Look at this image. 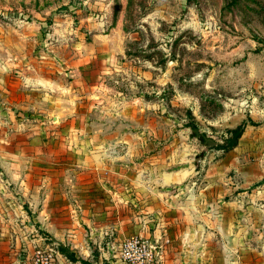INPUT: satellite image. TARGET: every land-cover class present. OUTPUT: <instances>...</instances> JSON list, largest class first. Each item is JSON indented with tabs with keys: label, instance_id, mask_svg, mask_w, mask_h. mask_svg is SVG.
<instances>
[{
	"label": "rangeland",
	"instance_id": "374dc122",
	"mask_svg": "<svg viewBox=\"0 0 264 264\" xmlns=\"http://www.w3.org/2000/svg\"><path fill=\"white\" fill-rule=\"evenodd\" d=\"M176 217L264 264V0H0V264H122Z\"/></svg>",
	"mask_w": 264,
	"mask_h": 264
},
{
	"label": "crops",
	"instance_id": "0c3cea01",
	"mask_svg": "<svg viewBox=\"0 0 264 264\" xmlns=\"http://www.w3.org/2000/svg\"><path fill=\"white\" fill-rule=\"evenodd\" d=\"M182 222L183 220L176 217L170 219L168 225L166 224L163 235L159 234V229L155 231V237L153 238L156 240L153 239L152 241L157 242L159 247H162L159 264H202V261H200L202 260L201 254H199V241L201 239L196 234L197 229L191 232L189 227ZM222 231L226 234L225 229H222ZM188 235L189 239L185 238Z\"/></svg>",
	"mask_w": 264,
	"mask_h": 264
},
{
	"label": "built area",
	"instance_id": "2783aa9c",
	"mask_svg": "<svg viewBox=\"0 0 264 264\" xmlns=\"http://www.w3.org/2000/svg\"><path fill=\"white\" fill-rule=\"evenodd\" d=\"M157 242L145 236L133 235L125 238L120 244V259L122 264H159L160 250ZM41 261V260H40ZM42 264H54L48 259H42ZM41 264V263H39Z\"/></svg>",
	"mask_w": 264,
	"mask_h": 264
},
{
	"label": "trees",
	"instance_id": "16d2710c",
	"mask_svg": "<svg viewBox=\"0 0 264 264\" xmlns=\"http://www.w3.org/2000/svg\"><path fill=\"white\" fill-rule=\"evenodd\" d=\"M249 121L250 124L255 125V122L253 120L250 119ZM248 124L249 123L247 121H243L237 127L227 130V136L225 137L224 141L222 143H217L216 148L223 149L225 151H229L235 148L238 145L239 140L241 139ZM193 128L197 130L196 125H193ZM60 249L62 252H67V249L63 246ZM68 257L71 258L72 260H77L74 254H68Z\"/></svg>",
	"mask_w": 264,
	"mask_h": 264
}]
</instances>
